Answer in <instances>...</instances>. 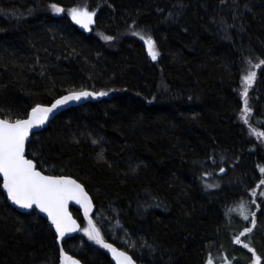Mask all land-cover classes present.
<instances>
[{"label":"trees","instance_id":"1","mask_svg":"<svg viewBox=\"0 0 264 264\" xmlns=\"http://www.w3.org/2000/svg\"><path fill=\"white\" fill-rule=\"evenodd\" d=\"M85 7L87 28L69 14ZM139 35L153 38L156 60ZM261 60L264 0H0V117L70 91L107 93L58 114L26 155L82 183L104 241L138 264H264V206L243 236L250 219L229 213L264 191V66L247 123L242 113L243 73ZM1 183L0 264H58L53 226L13 208ZM70 211L80 229L64 250L113 264Z\"/></svg>","mask_w":264,"mask_h":264},{"label":"snow or ice","instance_id":"2","mask_svg":"<svg viewBox=\"0 0 264 264\" xmlns=\"http://www.w3.org/2000/svg\"><path fill=\"white\" fill-rule=\"evenodd\" d=\"M51 7L57 13L64 11L57 4H52ZM69 14L75 23L85 28L93 22L94 13L88 11L86 7L83 9L72 8ZM140 38L147 46L148 54L153 60H156L158 52L153 38L143 35ZM105 39L111 40L112 37H105ZM262 66H264V60L254 65L256 68ZM255 77V72H249L242 77V81L246 85L242 92L244 97L243 112L245 114L251 112L247 104L248 86L251 85ZM106 94L105 92L89 91L72 92L57 99L51 107L37 105L32 108L27 119H16L14 122L8 119H0V176L3 177V189L6 190L8 198L14 204L22 208H32L35 205L42 212L47 213L58 237H63L66 232L73 231L78 227L76 220L72 218L68 211V202L74 200L77 204H80L83 207L85 217L89 216L92 202L83 186L70 176L44 175L37 170L33 160L27 159L25 156V140L29 136L30 129L43 124L49 118V114L59 106L66 104L68 101L80 100L82 97L104 96ZM245 122L247 123L246 115ZM259 135L264 136V133ZM260 170L264 172V168ZM221 171L224 170L221 169ZM261 184H264V181H261ZM241 208H243V205H241ZM244 219H248V217L244 216ZM252 223L255 224L254 219ZM83 231L89 239L108 248L116 258L117 264H134L131 256L118 251L112 244L104 241L100 230L91 219L88 220V226ZM250 231V228H245L240 235L243 236L245 232ZM235 242L241 243L240 238L237 237ZM244 247L248 248L249 245L244 244ZM249 250L253 251L252 249ZM259 259V257H256L255 264H259ZM69 262L70 264H79L78 261L67 256L64 250L61 249V264H69ZM208 264H211V260Z\"/></svg>","mask_w":264,"mask_h":264},{"label":"water","instance_id":"3","mask_svg":"<svg viewBox=\"0 0 264 264\" xmlns=\"http://www.w3.org/2000/svg\"><path fill=\"white\" fill-rule=\"evenodd\" d=\"M80 91L95 92V91L90 90V89H84V90H78V91H70V92H66V93L62 94L61 96L57 97L55 100H53V101H52L51 103H49V104H38V105H40V106H42V107H51V105H52L53 103H55V101H56L57 99H60V98L63 97V96H67V95H69V94L72 93V92H80ZM96 93H98V92H96ZM100 99H101V96L82 97L80 100H72V101H68L66 104L61 105V106H59L57 109H55L52 113L49 114V118H48L43 124L38 125V126H35V127H33L32 129H30V131H29V136H28V138L25 140V156H26V158H27V159H31V158L27 157V155H26V146H27L28 142L30 141L31 136H32L33 134H35V133L40 132L43 128H45V127L49 124V122H50L51 120H53L58 114H60L61 112H63L64 110H66V109H68V108H70V107L78 106V105H82V104H85V103H87V102H93V101H97V100H100ZM36 106H37V105H36ZM36 106H34V107H36ZM34 107H33V108H34ZM31 110H32V109H30L28 115L31 113ZM28 115H27L26 117H24V118H21V119H27V118H28ZM0 119H4V118L0 117ZM14 121H15V120H13V121H11V122H14ZM31 160H32V159H31ZM33 162H34V161H33ZM34 164L36 165L35 162H34ZM36 167H37V165H36ZM37 170L41 171L38 167H37ZM41 172H42V171H41ZM42 173H43L44 175H51V174L44 173V172H42ZM53 176H60V175H53ZM64 176H67V175H64ZM70 177H71V176H70ZM71 178H72V179H75L74 177H71ZM0 179H1V181H2V183H1V190H2L3 193H4V195H5L6 199H7V202H8L13 208H15L17 211L22 212V213H26V212H29V211H31V210H33V209H36V210L38 211V213H39L43 218H45V219L48 221V223L51 224V221L49 220V218H48V216H47V213L42 212V211H41L39 208H37L35 205H33L32 208H22V207H20V206H18V205H16V204H14V203L8 198V195H7L6 190L3 189V186H2V185H3V177L0 176ZM75 180H76V179H75ZM76 181H77V183L81 184V185L83 186L84 190L87 192V190L85 189L84 185H83L82 183H80L78 180H76ZM87 194H88V196H89V199H90L91 202H92V207H91V210H90V212H89V216H88V217H85L83 207H82L80 204H77L74 200H70V201L68 202V211H69V213L71 214L72 218H73L74 220H76V223H77V225H78V227H77L75 230L70 231V232H66L65 235H64L63 237H58V234L56 233V230H55L54 225L51 224V225L53 226L54 231H55L56 236H57L56 243H57V246H58V248H59V263H58V264H61V249L64 250V248L62 247V242H63L65 239H68V238L74 236L75 234H77V232H78L79 229H80V223L78 222V220H77L76 218L73 217V215H72V213H71V211H70V207H74V208L80 210V212L82 213V215H83V217H84V220L86 221L87 224H88V220L91 219V214H92V212L94 211V202H93V200H92L90 194H89L88 192H87ZM91 220H92V219H91ZM105 242H106V243H109V244H112V243L107 242V241H105ZM100 245H101V244H100ZM112 245H113V247H115L118 251H122V252L127 253L126 251H124V250L118 248L117 246H115L114 244H112ZM101 246H102V245H101ZM102 247H103V246H102ZM103 248L105 249V251H106V253L108 254V256L110 257V259L112 260L113 264H117V260H116V258L114 257L113 253H112L108 248H105V247H103ZM64 252L67 254V256H69V257H71L72 259L78 261L79 264H83V263H82L77 257H75L74 255H72L71 253H69V252H67V251H65V250H64ZM127 255L131 256L129 253H127ZM131 257H132V256H131ZM132 259H133V261H134V264H138V263L136 262V260H135L133 257H132ZM69 264H70V262H69Z\"/></svg>","mask_w":264,"mask_h":264},{"label":"rangeland","instance_id":"4","mask_svg":"<svg viewBox=\"0 0 264 264\" xmlns=\"http://www.w3.org/2000/svg\"><path fill=\"white\" fill-rule=\"evenodd\" d=\"M140 36L141 35H139V38H140ZM140 40L144 44L145 51H146L147 55L151 58V56L148 54L147 46L145 45L144 41L141 38H140ZM158 56H159V53H158ZM158 56H157V58H158ZM256 64H259V62L258 63H254V64H249L247 66L245 72L243 73V76L247 75L249 72H255V73H257L258 68L254 67V65H256ZM253 82L251 83L250 86H248V91L251 88ZM245 86L246 85L242 81V92H243ZM243 109H244V101H243ZM242 113H243L244 117L246 115V118H249L250 115L252 114V109H251V112L250 113L245 114L243 112V110H242ZM262 185H264V184H262ZM262 196H264V191H263V189H261L259 187L258 189H255L254 191H252L250 193V197L248 198L249 200L247 199L246 201H244L241 204V205H243V208H241V205H238L236 207H233V208L229 209V213L234 214V212H235V214H237L239 217H242V218H244V216H247L248 219H250V222L251 223H252V221L254 219L255 220V224L253 225V223H252V225L250 226L251 231H253V228L257 226V222L259 221L258 214L257 213L259 212V210L261 209V207L264 206V203H263V200H262ZM84 228H86V227H83V229ZM83 229L81 231H82V233L85 234V232L83 231Z\"/></svg>","mask_w":264,"mask_h":264}]
</instances>
